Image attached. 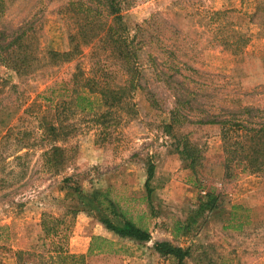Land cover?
<instances>
[{
    "label": "rangeland",
    "instance_id": "374dc122",
    "mask_svg": "<svg viewBox=\"0 0 264 264\" xmlns=\"http://www.w3.org/2000/svg\"><path fill=\"white\" fill-rule=\"evenodd\" d=\"M3 1L0 35L6 42L24 31L29 48L40 57L47 49L69 48L60 10L69 0ZM216 10L225 12L222 17L236 32L216 31L207 15ZM123 14L132 32L137 24L153 18L144 33L148 43L143 56L151 52L167 67L179 64L178 71L167 69V80L175 88L192 92V116L201 108H217V112L229 108L237 114L245 106L248 111L242 117L264 121V0H125ZM235 36L240 40L237 48L221 42ZM92 43L81 42L79 51L60 64L41 59L28 75L18 76L0 65V77L6 80L0 106L15 112L11 121L19 123L23 109L39 101L54 82L70 78L77 68L87 72ZM146 70L148 85L159 89L165 108L172 107L174 90L154 79L150 68ZM133 100L137 114L111 128L104 140H97L89 114L70 115L76 127L59 144L71 158L59 171L42 165L39 146L15 158L8 157L10 149L0 143V264H16V251L41 241L43 213L64 219L70 253L84 254L92 235L115 240L117 253L94 254L84 264H176L172 257L154 251L152 244L157 240L189 247L190 258L184 264H264V172L234 168L226 174L220 126L186 123L181 131L202 148L203 155L192 171L174 151L173 138L162 130L167 112L153 108L143 90ZM27 121L36 125L33 118ZM148 159L155 164L150 199L144 185ZM66 176L79 182L85 192L109 189L127 216L150 231L151 240L140 244L119 240L93 210L66 214L71 204L63 187ZM206 191L219 194L221 204L201 213L199 199ZM233 204L240 206L232 216Z\"/></svg>",
    "mask_w": 264,
    "mask_h": 264
},
{
    "label": "trees",
    "instance_id": "16d2710c",
    "mask_svg": "<svg viewBox=\"0 0 264 264\" xmlns=\"http://www.w3.org/2000/svg\"><path fill=\"white\" fill-rule=\"evenodd\" d=\"M260 4H256L257 9ZM124 7L125 0H69L60 10L68 28L70 46L65 50L47 49L42 57L29 48L30 40L24 31L7 42L0 35V65L18 76L35 71L41 59L50 64L68 61L79 51L81 42H93L88 71L77 68L70 78L48 86L39 96V101L23 109V115L17 119L19 123L11 121L15 112L0 106V143L10 149L8 157L22 158L39 146L42 165L52 171L66 168L71 157L59 142L65 141L76 127L70 115L77 111L89 114L92 125L96 127L97 140H104L111 128L137 114L133 99L137 91L143 90L153 108L167 112L168 120L161 123L162 130L173 138L174 151L188 161L192 171H196L203 155L202 148L190 139L188 133L181 131L186 123L220 126L226 174L234 168L251 173L264 172V121L250 122L242 117L248 111L245 106L239 108L237 114L229 108H221L219 112L217 108L213 111L201 108L199 114L192 116L189 113L195 108L191 103L192 92L175 88L167 80V69L178 71L179 64L167 67L151 52H146L145 58L143 56L148 43L144 33L154 23L153 18L137 24L132 32L124 19ZM3 8L4 1L0 0V12ZM223 14V10L207 13L208 18L214 20L216 31L236 32L235 28L229 27L230 21L223 18ZM222 39L221 42L229 48L239 47L240 40L236 36L230 41ZM246 39L244 37L242 41ZM147 68L151 69L154 79L174 90L172 107L165 108L159 89L148 85ZM5 82L0 77V94ZM28 117L35 119V126L30 125ZM21 151L23 153L19 154ZM145 171L146 197L150 199L153 191L150 182L155 174V164L151 159L147 160ZM63 182L65 195L71 201L66 214L73 216L82 210H93L101 224L119 240L127 239L139 244L151 240L150 231L127 216L113 200L109 189L92 188L85 192L70 176L64 177ZM220 204L219 194L206 191L199 199V210L201 213L214 211ZM238 206L232 205L230 215H234ZM63 223V218L43 213L40 224L44 235L39 238L41 241L33 247L16 251V264H84L91 255L118 252L115 240L96 234L90 237L84 254L70 253L65 246L67 234ZM152 247L159 256L172 257L176 264H184L190 258L189 247L174 245L168 240L154 241Z\"/></svg>",
    "mask_w": 264,
    "mask_h": 264
}]
</instances>
